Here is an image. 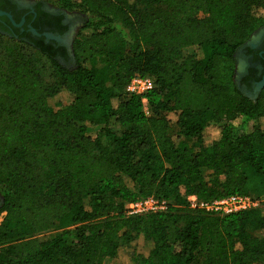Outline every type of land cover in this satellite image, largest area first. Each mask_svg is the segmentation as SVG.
<instances>
[{"label":"trees","instance_id":"trees-1","mask_svg":"<svg viewBox=\"0 0 264 264\" xmlns=\"http://www.w3.org/2000/svg\"><path fill=\"white\" fill-rule=\"evenodd\" d=\"M50 1L85 22L73 68L42 40L0 59V264H107L127 249L124 264H264V207L221 217L188 204L264 201V88L252 99L250 79L236 82L264 0ZM136 76L154 90L128 96ZM149 197L168 211L125 214Z\"/></svg>","mask_w":264,"mask_h":264},{"label":"flooded vegetation","instance_id":"flooded-vegetation-1","mask_svg":"<svg viewBox=\"0 0 264 264\" xmlns=\"http://www.w3.org/2000/svg\"><path fill=\"white\" fill-rule=\"evenodd\" d=\"M0 35L20 42L43 41L64 48L72 32L71 22L62 11L43 1L0 0ZM247 61L241 81L250 79L251 90L264 81V34L254 48H244ZM245 88H247L245 86Z\"/></svg>","mask_w":264,"mask_h":264},{"label":"rangeland","instance_id":"rangeland-1","mask_svg":"<svg viewBox=\"0 0 264 264\" xmlns=\"http://www.w3.org/2000/svg\"><path fill=\"white\" fill-rule=\"evenodd\" d=\"M24 2H28V1H43L46 6L48 7H53L57 10H59L57 7H55L52 2L50 0H21ZM63 14L69 19V21L71 22V27H72V32L70 34V38L66 39L65 41H67V48H68V55H69V59L68 60H61L62 64L65 67L68 68H73L75 66V61L73 58V45H74V41L75 38L77 36L78 31L80 30L81 26L84 24L85 22V17L79 13H68L65 11H62ZM260 14H264L263 12H261ZM264 34V28L260 29L259 31H257L251 38L250 40L244 45V47H242L237 54V60H238V64H237V75H236V82L238 83V85L241 86V76L245 73L246 70V66H247V61H246V57H245V51L244 48L250 47V48H254L253 43L255 44L256 42H258V39ZM257 44V43H256ZM5 48H10L6 50V55H7V59H11L16 53H25V54H30V53H34V49L32 47H30L29 45L25 44V43H21L17 40H13L7 36H1L0 35V59L3 58V55H5ZM9 50V51H8ZM195 54V49H186L184 51V56L185 57H192ZM11 57V58H9ZM41 67H43V78H44V82L47 84H50L53 82V69H51L50 64L43 59L41 62ZM260 84V83H259ZM246 93V95L252 99H256L259 95V93L261 91H258V87L256 86L255 88H253L252 90H247L245 88H243ZM64 100L67 99V97L63 98ZM68 101V99H67ZM66 102V101H65ZM145 110L148 112V115L150 114L149 109H148V105H145ZM254 125V121H251L248 126H246L245 128L241 129L238 131V134H243L246 132L251 131L252 127ZM97 131L98 129L96 127H92L89 129L88 134L95 138L97 135ZM2 206V198L0 196V209ZM6 213L5 212H0V224L3 221L4 217H5ZM60 231H51V232H47L44 233L40 236H38L39 240H46V239H50L53 238L55 236H57L58 234H60ZM134 254V250L133 249H127L124 250L122 255L120 256V258L116 261H111L109 260L107 262V264H124L129 262L131 260V257Z\"/></svg>","mask_w":264,"mask_h":264},{"label":"built area","instance_id":"built-area-1","mask_svg":"<svg viewBox=\"0 0 264 264\" xmlns=\"http://www.w3.org/2000/svg\"><path fill=\"white\" fill-rule=\"evenodd\" d=\"M155 88V82L150 77L136 76L131 79L127 88L128 96H145ZM144 105L147 100L143 99ZM148 114V112L145 110ZM189 208L194 211H201L206 214L218 215L221 217L246 212L264 207V201L251 196L234 194L212 201H202L197 196L188 198ZM169 209V203L154 197L139 199L126 205L125 214L129 217L145 216L148 214L162 213Z\"/></svg>","mask_w":264,"mask_h":264},{"label":"water","instance_id":"water-1","mask_svg":"<svg viewBox=\"0 0 264 264\" xmlns=\"http://www.w3.org/2000/svg\"><path fill=\"white\" fill-rule=\"evenodd\" d=\"M0 14H1V12H0ZM259 39H260V38H259ZM259 39H258V41H259ZM256 43H257V42H256ZM256 43H255V44L253 43V45L255 46ZM257 87H258V91H261V90L264 88V81L261 82L260 84H258Z\"/></svg>","mask_w":264,"mask_h":264}]
</instances>
